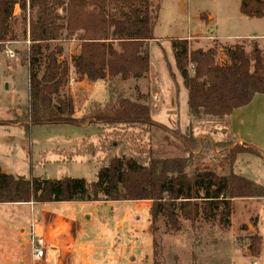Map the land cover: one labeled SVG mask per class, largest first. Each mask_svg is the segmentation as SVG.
I'll use <instances>...</instances> for the list:
<instances>
[{"label":"trees","instance_id":"obj_1","mask_svg":"<svg viewBox=\"0 0 264 264\" xmlns=\"http://www.w3.org/2000/svg\"><path fill=\"white\" fill-rule=\"evenodd\" d=\"M15 7L27 23L29 44L23 56L28 101L14 123L27 136L33 127L50 125L95 124L114 132L99 134L97 143L83 139L73 151L61 152L57 162L93 156L95 181L17 177L0 168V204L147 201L151 203L153 233L160 217L170 230H178L180 219L194 226L200 218L213 220L218 212L219 222L228 226L234 200L264 199V186L233 172L234 159L241 153L237 149L229 151L227 175L212 171L190 174L192 152L201 141L155 122L146 103L130 100L117 89V80H139L148 73V46L155 40L159 5L153 6L150 0H0V53ZM239 12L262 19L264 0H240ZM71 39L80 42V51L71 60L75 74L91 83L107 81L106 100L91 103L78 118L72 97L62 95L70 67L60 60L61 43ZM170 45L190 118L226 119L248 106L256 95H264V53L256 41L248 52L237 44L222 49L224 64L215 62L216 47L191 49L186 39H172ZM152 128L171 131L184 145L186 156L154 158L150 142L145 141ZM245 149L261 157L253 147ZM249 240L250 257L258 259L261 238L250 236Z\"/></svg>","mask_w":264,"mask_h":264},{"label":"rangeland","instance_id":"obj_2","mask_svg":"<svg viewBox=\"0 0 264 264\" xmlns=\"http://www.w3.org/2000/svg\"><path fill=\"white\" fill-rule=\"evenodd\" d=\"M150 1L153 6L159 5L158 21L153 30L159 44L150 43L148 46L155 75L150 74L141 83L138 80H117V89L130 100L140 99V102L146 103L156 122L201 141V145L192 152L190 174L212 171L227 175L231 167L229 151L237 149L241 153L234 159L233 172L264 186V159L250 155L245 149L251 146L261 156L264 155V95L255 96L249 109L234 113L230 125L227 120L212 117L192 119L188 116L186 91L174 68L170 48V40L192 35L188 42L191 49H197L195 43L201 42L198 40L200 37L212 36L217 40L205 42L221 48L215 56L217 64L225 62L222 49L235 44L243 46L248 52L251 42L256 41L264 53V18L250 19L242 15L239 12L240 0ZM27 27L20 9L15 7L6 43L0 53V119H7L8 111L15 114L13 118H21L26 108L27 69L23 56L28 47L27 37L25 39ZM71 40L61 43L63 53L60 60L70 67L69 83L62 90V95L74 94L75 107L82 111L90 101L101 103L106 100L107 82L104 85L102 81H97L91 85L75 74L71 60L78 54L80 42L75 40L73 43ZM7 50L14 52L12 59L5 54ZM150 83H153V88L148 86ZM171 87L170 97L168 90ZM179 89L183 90V94ZM81 130L68 125L38 126L33 127L26 137L23 136L26 134L24 131H14L11 138L0 142V168L4 173L17 177H73L93 182L96 169L87 158H78L71 164H57L53 162L56 156L52 151L41 153L42 150L61 146L69 139H76ZM112 131V128L92 126L85 131V135L89 140H96L98 133L104 135ZM148 136L145 141L150 142L154 158L186 156L184 145L171 131L152 128ZM117 155L121 153L118 151ZM125 155L129 156V153ZM11 213L9 208L0 209V215L10 216ZM180 223L178 230H170L162 217L154 224L153 261L158 264H264V199L234 200L228 226L219 222L218 212L213 220L203 221L200 218L194 226L183 219ZM250 236H262L258 259L250 257Z\"/></svg>","mask_w":264,"mask_h":264},{"label":"crops","instance_id":"obj_3","mask_svg":"<svg viewBox=\"0 0 264 264\" xmlns=\"http://www.w3.org/2000/svg\"><path fill=\"white\" fill-rule=\"evenodd\" d=\"M207 19L211 18L208 17ZM191 36L183 39L188 40ZM205 41L207 40L195 43L197 48L207 50L212 47ZM150 43L159 44L157 40ZM219 49L221 48L216 47V51ZM79 51L80 47L78 53ZM152 73L154 72L150 60L148 73L138 81L140 83L146 81V77L148 78ZM102 82L105 85L107 81ZM89 83L92 85L94 82ZM148 86L153 88V83ZM172 88L168 90L170 97ZM182 91H180L181 94H183ZM71 97L77 118L87 110L90 106L88 104L97 102L90 101L81 111L75 107V95L71 94ZM249 105L235 110L230 116L231 120L230 117L224 120H227L230 125V122H233V114L249 109ZM26 106L27 104L24 107ZM77 113L81 115H77ZM8 114L7 119H0L2 123L0 124V142L11 138L14 131H24L19 123H14L16 117L13 118V115L15 114L9 113V111ZM92 126L101 125L87 124L78 127L82 130L81 135L76 139H69L61 146L42 150L41 153L52 151L56 156L53 162L57 163L61 160V152L73 151L83 139L89 140L85 131ZM98 135L99 133L97 139ZM23 136L26 137L27 135L24 134ZM97 139L89 141L97 143ZM78 158H87L89 163L93 162L95 165V157L90 155L76 157L71 163H75ZM261 158L264 159V155ZM71 163L61 162L57 164ZM124 203L126 204L122 205L119 202L0 204V209L9 208L12 211L10 216L0 215V264H153V236L149 215L151 203L147 201H127ZM32 225H34L35 233L45 242L44 258L36 263L32 259L29 240ZM260 238L263 242L262 236Z\"/></svg>","mask_w":264,"mask_h":264},{"label":"built area","instance_id":"obj_4","mask_svg":"<svg viewBox=\"0 0 264 264\" xmlns=\"http://www.w3.org/2000/svg\"><path fill=\"white\" fill-rule=\"evenodd\" d=\"M198 40L209 41V40H217V38H214L212 36H204V37H200ZM71 41H75V40L72 39ZM27 44L29 43L27 42ZM5 54L11 59L14 57V52L11 50L5 51ZM29 240H30V245H31L32 259L34 263L41 261L44 258V254H45V242L40 236H38L35 233L34 225H32L30 228Z\"/></svg>","mask_w":264,"mask_h":264}]
</instances>
